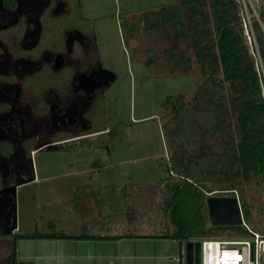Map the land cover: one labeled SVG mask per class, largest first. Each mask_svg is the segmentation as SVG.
Segmentation results:
<instances>
[{
  "label": "rangeland",
  "instance_id": "obj_1",
  "mask_svg": "<svg viewBox=\"0 0 264 264\" xmlns=\"http://www.w3.org/2000/svg\"><path fill=\"white\" fill-rule=\"evenodd\" d=\"M237 1L250 33L245 32L251 51L256 55V66L264 75L253 27L254 21L258 20L264 30V21L259 15L264 0ZM173 2L182 4L183 0H72L74 8L78 10L81 7L84 18L90 20L88 23L83 18L81 26L96 29L99 57L110 69L108 71L115 75L108 88L99 94L101 99L94 113L93 129L104 128L105 132L99 136L107 139L104 143L98 142L100 140L96 143L85 140L69 142L57 150H43L32 158L41 175L51 178L21 190L20 207L17 203V213L12 219V225H18L21 234L58 231L75 235L95 230V224L89 218L90 210L95 212V208H86L83 212L77 205V188L82 180L99 189V210L107 212L110 225H114L115 229L119 220V227L125 224L124 229L118 227L119 232L162 233L166 228L174 229L169 213L163 209V200L168 194L165 182L180 180V170L192 166L188 156L192 150L188 130L183 129L185 124L171 117L170 111L172 106L177 105L180 94L184 95V103L192 99L198 83H201L200 67L194 62L189 73L185 74L183 65L169 62L166 59V48L170 46L168 39L160 33L144 31L143 20L146 9ZM186 45L187 42H183L182 48ZM188 54L194 57L192 50ZM170 97L171 104L166 107ZM231 120L234 123V118ZM174 154H183L180 166L178 163L175 165ZM201 160L205 175L201 185L212 190L207 192V197L237 196L240 202L245 199L253 211L247 227L264 234V183L261 179L252 176L245 180L240 177L238 180L243 190L231 195L219 189L223 185V174L218 169L212 172L204 167L208 156ZM191 161L194 163L197 160ZM94 167L103 169L98 173L92 170ZM25 192L28 195L24 199ZM127 218L132 221L131 226L127 225ZM207 224L213 225L211 219ZM99 226L101 224L95 227ZM235 233L232 228H224L213 238L251 236H232ZM14 236L10 234V239L0 236V260L9 253ZM40 240L31 238L21 241L19 262L42 263L43 255L51 253L55 246L48 247L46 251ZM147 240L153 241L141 247L142 251L155 250L158 255L159 251L173 250V260L165 258L161 262L179 264L178 240ZM71 250H68V255H80V252L74 254ZM182 253V264H186V241H183Z\"/></svg>",
  "mask_w": 264,
  "mask_h": 264
},
{
  "label": "trees",
  "instance_id": "obj_2",
  "mask_svg": "<svg viewBox=\"0 0 264 264\" xmlns=\"http://www.w3.org/2000/svg\"><path fill=\"white\" fill-rule=\"evenodd\" d=\"M240 10L237 0H183L182 4H162L143 12L144 31L160 33L170 43L166 59L176 66L183 65L185 74L194 62L198 63L201 81L188 103L182 101L184 95L180 94L177 105L170 111L171 117L185 124L183 129L188 130L192 150L188 155L192 166L180 170V180L165 182L168 194L163 209L169 213L174 229L166 228L162 233L146 236L188 242L213 238L224 228L236 230L232 236H250L254 231L245 224L208 226L207 192L212 190L201 185L205 180L201 158L206 156L204 167L212 172L218 169L223 174L219 189L231 195L243 190L240 177L249 180L253 176L264 183V75L256 66V55L247 41ZM259 15L264 21V5L259 8ZM253 27L264 69L263 26L255 20ZM183 42H187L185 48ZM189 50L193 51V58ZM171 98L166 107L171 104ZM206 139L209 141L203 142ZM173 156L175 165L180 166L183 154ZM192 159L197 161L193 163ZM240 205L247 224L253 215L252 208L245 199ZM124 236L139 234L133 231L105 236L58 231L15 234L10 251L0 264H19L17 242L23 237L119 239Z\"/></svg>",
  "mask_w": 264,
  "mask_h": 264
},
{
  "label": "flooded vegetation",
  "instance_id": "obj_3",
  "mask_svg": "<svg viewBox=\"0 0 264 264\" xmlns=\"http://www.w3.org/2000/svg\"><path fill=\"white\" fill-rule=\"evenodd\" d=\"M78 10L72 0H0V235L15 229L34 154L105 132L93 125L110 69Z\"/></svg>",
  "mask_w": 264,
  "mask_h": 264
},
{
  "label": "crops",
  "instance_id": "obj_4",
  "mask_svg": "<svg viewBox=\"0 0 264 264\" xmlns=\"http://www.w3.org/2000/svg\"><path fill=\"white\" fill-rule=\"evenodd\" d=\"M105 139L100 138V136H97V135H91V136L78 139L77 141L85 140L86 142H89V143H96L97 140H100L98 142L104 143ZM69 142H76V141H66L65 144H68ZM37 154L38 153L34 154L33 158H36ZM33 162H34V159H33ZM101 169L103 168L94 167L92 170L97 171L99 173ZM34 171H35L36 177H35V181L33 182V184L47 181L51 178L50 176H47V175H41L40 169L38 168V165L35 163H34ZM60 175H64V174H60ZM108 181L109 179L107 180V182ZM79 185L80 187L77 188V200L79 201V204L77 205L79 206L80 211L85 212L86 208H95V212L90 210L91 215L89 216V218H91V222L95 224L93 227L95 228V230H92L91 234L101 235V236L123 234L122 232H119L118 229L119 228L124 229L125 224L123 223L121 227H119L120 226L119 224L121 222V220H119V222L117 223V227L114 229V225H110V220L107 219L108 217L107 212H102L99 210L100 206H98V202H97L98 201L97 197L100 196L99 189L97 188L94 189V187H92V184L86 181H83V180L79 183ZM100 187L101 185L99 186V188ZM21 193L22 192L20 191V194ZM27 195L28 194H26L25 192L22 197H24L25 199ZM20 201H21V196L19 195V199H18L19 207H20ZM129 201H130V195H129V198H127V202H126L128 206L130 205ZM126 222H127V225L131 226L132 221L130 220V218H127ZM100 224L101 226L95 227ZM10 234H16V235L21 234L19 232L18 225L15 227L13 233H10ZM10 234L9 233L2 234L0 236H6L7 238L10 239ZM138 234L139 236H135V237L124 236L119 239H93V238H83V239H80V238H46L45 239L44 238V239H41L40 238L41 244L43 245V247H45L46 251L48 247H52V246H55V247L51 249V253H46V255H43L42 263H39V264H163L161 261L164 260L165 258H172L173 260L174 258L173 250H170V251L162 250V251H159V254L157 255L155 250L144 249L142 251L141 249V247L144 248L145 245L149 241H153V240H147V239H166L167 240V239H173V238L146 236V234L148 233H138ZM75 235H80V234H75ZM26 239H31V238L23 237V238L18 239V242H17V253L18 254L20 253L21 241H26ZM156 241H160V240H156ZM160 243L163 244L162 242ZM68 250H71V252H73L74 254H76V252L77 253L80 252L79 253L80 255L70 256L67 254ZM28 257H30V255H28ZM29 264H37V261H34ZM179 264H180V261H179Z\"/></svg>",
  "mask_w": 264,
  "mask_h": 264
},
{
  "label": "built area",
  "instance_id": "obj_5",
  "mask_svg": "<svg viewBox=\"0 0 264 264\" xmlns=\"http://www.w3.org/2000/svg\"><path fill=\"white\" fill-rule=\"evenodd\" d=\"M242 24L245 32L250 35L243 17ZM251 29L253 30V27ZM243 224L247 226L244 219ZM200 241L201 264H264L262 233L252 231L251 236L245 238H205Z\"/></svg>",
  "mask_w": 264,
  "mask_h": 264
},
{
  "label": "water",
  "instance_id": "obj_6",
  "mask_svg": "<svg viewBox=\"0 0 264 264\" xmlns=\"http://www.w3.org/2000/svg\"><path fill=\"white\" fill-rule=\"evenodd\" d=\"M104 72V71H103ZM109 73V82L115 79V75L111 71ZM34 179V178H33ZM17 187V186H16ZM16 196V195H15ZM207 205L209 216L213 225H240L243 223L242 208L240 200L237 196H208ZM14 213L17 212L16 206L13 208ZM7 225L8 222L5 221ZM16 225H14V228ZM183 241H179V260L182 264ZM20 264H29L32 262L21 261ZM186 264H201V241L186 242Z\"/></svg>",
  "mask_w": 264,
  "mask_h": 264
}]
</instances>
